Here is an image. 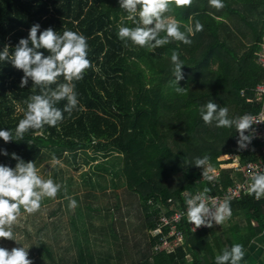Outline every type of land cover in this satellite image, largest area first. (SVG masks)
Wrapping results in <instances>:
<instances>
[{
	"label": "trees",
	"instance_id": "trees-1",
	"mask_svg": "<svg viewBox=\"0 0 264 264\" xmlns=\"http://www.w3.org/2000/svg\"><path fill=\"white\" fill-rule=\"evenodd\" d=\"M223 3L219 10L209 0H193L190 7L171 5L165 15L181 21V31L194 30L196 21L203 30L189 36L190 45L173 40L150 52L118 38V25L135 26L127 20L119 0H0V50L8 45L14 51L19 39L27 38L30 27L38 23L41 31L51 27L58 34L67 29L84 35L92 64L83 79L74 81L79 103L71 114L64 112L55 127L30 129L24 139L15 140L16 125L27 108L25 100L38 94L39 87L29 80L21 88L22 70L0 62V129L13 133L9 142L0 138V149L8 153L0 154V164L15 167L13 153L36 163L46 149L56 157L63 151L94 146L115 151L109 163L122 188L115 194L113 207L105 206V210L108 214L109 209H126L125 215L94 228L102 237L100 249L80 242L72 251L71 245L49 232L48 241L39 237L38 246L30 244V257L44 262L47 258L56 261L58 256V260H69L64 264H216L215 256L223 249L235 243L245 249L262 232L264 196L254 199L250 195L229 200L230 218L237 220L218 234L213 228L216 223L195 232L184 226L183 243L173 252H156L153 246L158 236L149 231L162 208L172 212L185 203L186 193L205 188L217 193L220 186L233 183L232 169L219 166L220 155L238 153L242 163L253 158L250 148L239 147L235 126L216 127L215 121L205 124L200 115L209 100L226 107L229 118L258 108L250 98L254 85L264 78V68L257 60L264 35V0ZM173 50L184 62V79L178 82L186 89L184 94L175 91ZM39 51L49 54L45 49ZM58 82H64V77ZM66 103L60 101L56 106L63 110ZM205 155L210 157L211 168L219 169L214 185L194 164ZM103 168L108 170L105 164ZM86 207L92 208L91 204ZM70 222L76 225L73 219ZM52 223L59 235L58 222ZM84 231L89 242L88 231ZM37 249L41 250L37 253Z\"/></svg>",
	"mask_w": 264,
	"mask_h": 264
},
{
	"label": "clouds",
	"instance_id": "clouds-1",
	"mask_svg": "<svg viewBox=\"0 0 264 264\" xmlns=\"http://www.w3.org/2000/svg\"><path fill=\"white\" fill-rule=\"evenodd\" d=\"M193 0H119L121 8L128 13L127 20L135 26L118 25L117 36L122 41H131L139 47H146L150 52L158 47L179 41L191 44L190 35L203 30V25L196 21L194 30L181 31L182 22L174 17L166 16L171 11V5L190 7ZM209 4L216 9H222L223 0H209ZM163 33V35H161ZM31 45V46H29ZM39 49L49 53L45 55ZM88 57V44L84 35L65 29L58 34L53 28L40 30L38 23L33 24L27 38H20L9 51L5 45L0 50V62H10L15 68L22 70L20 87H25L29 80L32 85L39 87L38 94L30 95L26 100L27 106L23 119L19 120L15 128V140L24 139V134L30 129H42L45 125L55 127L64 118V112L71 114L79 103L75 91L74 81L83 79L85 71L92 67ZM173 64L175 91L184 94L186 89L178 82L184 79L179 53L175 50L171 54ZM63 76L64 82H58ZM56 85L55 88L51 87ZM35 92V89H34ZM67 101L63 110L56 105L60 101ZM200 115L205 124L216 122V127L231 128L235 126L239 134V147L244 149L251 143V126L255 121L250 114L236 118H229L228 109L220 107L209 100L200 108ZM0 138L5 142L13 140V133L0 129ZM0 154L8 155L6 150L0 149ZM12 158L17 161L15 167L0 164V238L14 240L13 224L20 215L21 207L31 214L38 211L41 201L45 198H55L62 185L53 179H44L38 174L33 161L25 162L15 153ZM55 160V156H53ZM195 166L202 169V175L208 181L215 179L210 175V157H198ZM250 187L248 194L259 199L264 196V168L258 165L249 176ZM209 189L196 194L186 193L185 203L188 222L195 228L200 226L212 227L213 221L222 224L232 215L228 198L210 200ZM70 199V207H76V201ZM29 248V247H28ZM25 247H13L11 250L0 246V264H33ZM245 249L242 244L235 243L225 248L215 256L216 264H241Z\"/></svg>",
	"mask_w": 264,
	"mask_h": 264
},
{
	"label": "rangeland",
	"instance_id": "rangeland-1",
	"mask_svg": "<svg viewBox=\"0 0 264 264\" xmlns=\"http://www.w3.org/2000/svg\"><path fill=\"white\" fill-rule=\"evenodd\" d=\"M184 23L189 24L187 21ZM116 154L115 151H104L95 146L80 149L77 152L63 151L60 157H56L49 149L44 150L41 158L35 163L38 174L44 179H53L62 187L55 198L45 197L41 201L40 209L34 213L29 214L21 207L20 215L12 226L14 240L0 238V246L9 250L13 247L28 248L30 244L38 246L36 244L38 238L48 241L50 232L58 239L61 238L63 244L71 245L72 251L80 242L93 249H100L102 237L94 228L106 226L112 217H119V214L125 215L126 211L121 208L120 213L109 209L107 214L105 210V206L113 207L115 194L122 188L121 181L113 173L114 167L109 163ZM104 164L108 167L107 171L103 168ZM113 182L118 185L114 186ZM60 192H63V195H60ZM88 193L90 196H87ZM69 198L76 201L75 208L69 206ZM87 204H91L92 208H87ZM79 211L82 212L81 215H78ZM124 218L127 217L124 216ZM71 219L76 222L75 226H72ZM52 221L58 222L55 224L59 229V235L54 232L56 228H53ZM89 223L93 224L90 228ZM118 224L117 222L119 230ZM85 228L88 231L89 242L85 239ZM27 231L29 235L26 234ZM75 231L77 232L74 233ZM95 236H98L97 240H94ZM47 248L52 253L51 246ZM39 250L41 249L36 250L37 253ZM30 253L33 254L32 251L28 252ZM29 258L33 264H64L69 261L58 260V256L54 257L56 261L47 258L44 262L40 257L39 260L30 256Z\"/></svg>",
	"mask_w": 264,
	"mask_h": 264
},
{
	"label": "built area",
	"instance_id": "built-area-1",
	"mask_svg": "<svg viewBox=\"0 0 264 264\" xmlns=\"http://www.w3.org/2000/svg\"><path fill=\"white\" fill-rule=\"evenodd\" d=\"M260 47L261 49L258 53L257 60L264 68V35L262 36ZM252 91L253 95L250 100L256 103L258 108L256 111L247 114H250L254 117L255 121L259 122L254 123L251 126V132L247 133L252 135L253 138L251 143L244 149L250 148L253 151V158L247 159L242 163L238 153L220 155L218 157L220 161L219 166L221 168L232 169L233 172H231L230 177L233 180V183L226 187L220 186L221 191L217 193H208L210 200L222 201L225 198L232 200L243 195H249L250 173L255 171L258 165L264 168V78L254 85ZM209 174L216 178L219 176V169L211 168ZM214 183L215 179L212 180L213 185ZM250 196L257 199L254 194ZM166 211L165 208H162L156 225L149 230L153 235L155 234L158 236L157 241L153 246V249L156 252L161 250H165L166 252L175 251V248L183 243L184 226H186L191 232L207 228V226L202 225L194 230V225L188 222L186 203L172 212L166 213ZM213 224H215L214 221Z\"/></svg>",
	"mask_w": 264,
	"mask_h": 264
},
{
	"label": "crops",
	"instance_id": "crops-1",
	"mask_svg": "<svg viewBox=\"0 0 264 264\" xmlns=\"http://www.w3.org/2000/svg\"><path fill=\"white\" fill-rule=\"evenodd\" d=\"M230 219V220H229ZM222 224H215L217 234L226 229L228 225H232L237 219L229 218ZM254 224V221H252ZM215 242V240H213ZM241 264H264V228L260 234L253 237L245 248V256Z\"/></svg>",
	"mask_w": 264,
	"mask_h": 264
},
{
	"label": "bare ground",
	"instance_id": "bare-ground-1",
	"mask_svg": "<svg viewBox=\"0 0 264 264\" xmlns=\"http://www.w3.org/2000/svg\"><path fill=\"white\" fill-rule=\"evenodd\" d=\"M104 123V122H103Z\"/></svg>",
	"mask_w": 264,
	"mask_h": 264
}]
</instances>
